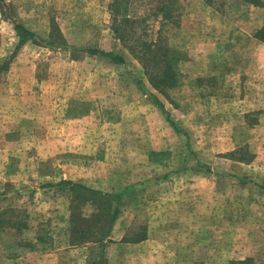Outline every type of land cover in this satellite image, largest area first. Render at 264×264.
<instances>
[{"label":"crops","instance_id":"crops-1","mask_svg":"<svg viewBox=\"0 0 264 264\" xmlns=\"http://www.w3.org/2000/svg\"><path fill=\"white\" fill-rule=\"evenodd\" d=\"M0 1L5 5L0 4V137H5L0 148L22 146L18 137L28 136L31 125H38L45 134L39 147L54 148L62 158L50 163L53 172L48 178L53 181L34 191L39 196L36 217L25 216L18 231L13 218L0 217V264H264V0L259 5L234 0L236 8L240 6L231 11L223 8L224 3L216 5L217 0H171L173 18L182 9L179 25L170 33L164 28L155 31L175 58L182 56L180 71L175 68L178 83L167 89V97L154 90L146 77L143 80L131 71V60L135 68L143 69L115 38L114 0ZM158 5L157 20L162 19ZM127 18L135 22L128 28L132 36H141L145 19L128 13ZM16 24L28 32L23 44ZM175 36L182 37L184 44L177 48L183 52L172 47ZM89 50L116 52L126 66ZM172 90L177 92L170 95ZM212 108H220V114L210 116L222 117L224 110L240 116L230 130L241 134L232 136L230 149L214 150L208 144L214 154L198 156L189 129L177 123L171 112L181 109L183 115H190V110L199 109V117L204 118ZM99 110L107 116L113 111L130 117L127 121L140 119L142 131H147L143 137L150 141L137 140L134 152L147 148L142 160L155 165L171 156L170 145L164 141L163 149L159 144L155 117L161 113L168 125L165 130L178 138L183 149L177 169L153 178L133 176L127 168L106 176L110 154H102L96 159L103 170L93 175L75 159L94 155L84 151L85 141L68 138L73 129L78 132L68 122L98 115ZM168 115L185 135L176 134ZM207 122L217 127L212 118L205 120V127ZM48 135L53 138L47 139ZM25 141L23 146L29 148L30 140ZM75 147L78 153L72 151ZM3 158L0 197L25 196L30 191L31 158ZM49 193L55 197L52 201L43 197ZM118 194H122L118 214L102 233L92 230L87 237H69L67 224L58 219L44 231L45 211L40 209L45 206H52L54 214L72 212L86 204L94 206L96 196ZM141 197L148 200L142 204ZM50 228L58 229V235ZM241 251L246 255L239 257Z\"/></svg>","mask_w":264,"mask_h":264},{"label":"rangeland","instance_id":"rangeland-1","mask_svg":"<svg viewBox=\"0 0 264 264\" xmlns=\"http://www.w3.org/2000/svg\"><path fill=\"white\" fill-rule=\"evenodd\" d=\"M163 0H134V2L129 0V7H128V15L129 17L138 16L139 18L145 19V23L142 25L143 27L140 28V31L142 33V37L153 41V38H156L155 31L158 30V28H164L166 29L168 33L172 32L174 29L177 28L179 25V22L181 19L178 18V14H182V9L180 11L175 12L174 18L171 20V23H167L166 25L161 26L165 22L162 19H158L155 16V6L158 4V2ZM218 6H222L221 3H224L223 8L225 7L228 10H233V8H236V5H234V0H217ZM88 5V3H87ZM87 8L88 6H84ZM179 12V13H178ZM153 13V15H152ZM87 14V11H86ZM176 17L178 19H176ZM172 21L175 22L172 23ZM86 22V20H84ZM158 23V24H157ZM164 36V35H163ZM158 37L162 38L161 35ZM157 39V38H156ZM155 39V40H156ZM163 39V38H162ZM172 47L177 48L181 43L184 44V41L182 40V37L175 36L174 39L170 41ZM181 50V49H179ZM124 51V50H122ZM182 51V50H181ZM183 52V51H182ZM186 53V52H185ZM188 54H191V52H188ZM179 55V58H182V56ZM175 57V56H174ZM178 57L175 58L176 62L179 60L178 65L175 67L177 71H180L182 67V63H180V59ZM131 60V59H130ZM132 61V60H131ZM130 61V68L132 72H134L136 75L141 77V79L145 80V76L143 75V71L140 69V66L138 65L137 68H135V62ZM137 65V64H136ZM135 69H138L135 71ZM179 69V70H178ZM113 70V68L111 69ZM114 74V73H113ZM149 91V90H148ZM177 90H172L169 94H175ZM181 95L180 93H178ZM137 95H135V98ZM160 99L166 103V100L160 96ZM168 109H171L167 105ZM220 108H212L211 111L208 110V115H206L204 118L199 117L197 109L195 112H190L192 114L190 115H183L181 109H177L172 111L173 119L175 121L179 122L181 125H184L189 129V135H190V141L192 144L193 150L197 153L198 156H203L205 154L211 153L213 155L214 153L210 148L207 147L208 144L211 145V147L214 150H222L226 151L231 148L230 145V139L232 136H236L237 134H241L239 132H234V130H230L232 127L231 125H236L237 120L240 118V116H237L234 113V111L231 112V110H224V114L222 117L220 116H210L213 114H220V112H217ZM80 113L83 112V110H79ZM204 111V110H203ZM112 112V113H111ZM223 113V112H221ZM129 119L130 117L127 116H120L117 112L110 111V114L105 115L103 114L102 110H99L98 115L94 116H84V118H80V120L68 122V125L72 128L78 129V132H75L74 129L72 130L73 135H69L68 138L77 140V141H85L87 143V147L84 148V151L87 152L90 151V153H93V157L85 156V159L83 158H76L81 161V165H83L85 168H88V170L95 174L96 171L103 170L102 163L98 159H96V156H100L102 154H110V157H107V160L109 163L106 165L105 170L106 176H108L111 172L116 173V171L122 172L125 171V168H127L128 172H133L137 175V177H141V175H144L145 177L151 176L152 178L155 177L156 173L162 174L174 171L177 169L179 164L177 165L178 161V154L182 152L183 149L180 145V141L178 138L170 131L165 130V126H168L164 116L160 113L158 114V117H155V122H157V126H159L160 132H159V144L163 146V149H165V145H167L164 141L170 145V147H167V149L170 150L171 156L167 159H164V164L155 165L150 164L145 159V154L147 152V148H144L145 150L140 149V154H136L134 151L136 150L135 142L137 140L142 139L145 141H150L148 139H145L143 135L147 133V131H142V122L138 118H134L131 120H125ZM212 118L213 124L215 123L217 127H209V124L207 122V126H204V122L207 119ZM65 119V118H64ZM145 121V120H144ZM177 122V123H178ZM78 123V126L74 127V124ZM149 123V121H147ZM201 125L204 126L205 132L202 130ZM232 127V128H233ZM214 128L217 130L215 131ZM165 130V131H164ZM66 133V132H65ZM54 135V132L51 133V135ZM67 134V133H66ZM44 133L43 131L39 130L38 125H31V130L29 131L28 136L24 134H21L18 138L22 139L23 145L26 143L25 140H30V147H24L22 146H8L6 148H0V157H2L1 162L3 161L4 165V156L10 157L14 156L18 159L22 158L23 155L25 157L29 156L31 158L30 163V170H31V183H30V191H25V196H21L18 198V195H6L0 197V213L2 212V215H0L1 218L4 219V221L8 218H13V222L15 223V229L17 228V225H20L22 221H24L25 216L31 215L32 219L36 217L38 214V197L34 195V191L36 188H40L44 186L46 183H49V181H53L52 179L48 178V175L53 172V168L50 163L55 162V158L59 159V161H62L60 159L61 156L55 155V149L51 147H39V143L41 145L42 139H44ZM10 138V137H8ZM53 137L48 135L47 139H52ZM156 138V137H155ZM5 137H0V141H4ZM16 140V139H15ZM48 140H46L47 142ZM173 141V142H172ZM125 142V144H123ZM220 147H216V145ZM45 145V142H44ZM78 150L77 147H75V150L72 149V151H75V153ZM209 150V151H208ZM180 152V153H179ZM67 158H74L72 155L66 153ZM129 156H132L131 159L138 160V162L132 161L129 162L130 159ZM142 160V161H141ZM73 162V161H72ZM177 165V166H176ZM70 168L74 170L71 165ZM129 168V170H128ZM47 177V178H45ZM41 179V180H40ZM48 179V180H47ZM133 179V178H131ZM106 183L109 182V180L106 178ZM114 182L118 183L117 180ZM117 185H114L115 187ZM112 187V186H110ZM7 191V190H5ZM31 192V196L29 195ZM33 192V193H32ZM151 191L149 190V193ZM10 193V192H9ZM30 197V198H29ZM50 198L52 201L55 197L52 193L45 194L43 196ZM66 198V196H65ZM142 199V200H141ZM101 200V203H103V200ZM148 200L146 197H141L139 201L141 203H145ZM142 203V204H143ZM114 205V204H113ZM79 209L76 211L73 210L70 211H60L56 214L50 213L52 212V206L47 208L45 206L44 208L40 209V213H44V218H42V222L44 225V231L46 228L50 226L51 223H53L54 219H58L60 222L64 221V224H67L68 229L66 230V233H68L69 237H75V238H82L85 236V233L88 232V227H91V221L95 219L94 214L98 213L97 205L95 204H86L83 207L79 206ZM29 209V212H23L27 211ZM54 212V211H53ZM69 212V213H68ZM49 213V214H48ZM128 214L132 216V213L130 211H127ZM75 215H78L75 216ZM71 216H75L74 219H71ZM81 221V222H80ZM14 228V227H13ZM52 233L55 230L56 235H58V229H49ZM18 231V230H17ZM246 255V252H240L239 257H243ZM234 256V255H233Z\"/></svg>","mask_w":264,"mask_h":264},{"label":"trees","instance_id":"trees-1","mask_svg":"<svg viewBox=\"0 0 264 264\" xmlns=\"http://www.w3.org/2000/svg\"><path fill=\"white\" fill-rule=\"evenodd\" d=\"M114 1L115 2L112 3L111 12L115 17L112 22V29L114 30L115 38L118 39L141 64L143 73L152 88L167 97V89L175 87L178 83V74L175 69L176 62L174 61V55L171 54L168 48L164 45V40L160 37H157L156 41H151L143 38L142 35L132 36L131 31H129L128 28L130 23L131 25H134L135 22H131L130 19L127 18V0ZM243 1L253 5L260 4L259 0ZM2 3L3 2L0 1V4ZM166 3L169 5H165ZM2 5L5 6L4 4ZM173 8H175V4L171 0H163L159 2L157 12L164 22L173 18ZM14 28L21 37L20 43L23 44L29 37L27 35L28 32L17 24ZM86 52L91 55L105 57L118 65L120 64L122 66H126L122 56L116 52H100L97 50H89ZM136 85L141 91H144V86L140 80L136 79ZM150 97V100H152L154 104L160 107V109H164L162 103L154 95H150ZM167 120L177 135H185L178 125L169 117V115L167 116ZM121 198L122 194L112 196H96L93 198L92 202L97 205L99 211L97 214H94L93 217H95V219L91 221V227H95L96 224H99L100 226L96 229L88 227V232L85 233L84 237H87L89 232L92 230H96L98 231L97 234H100L108 228L107 226H110V224L113 223L118 214V204ZM100 199L103 200V203H101ZM113 203L114 207L112 206ZM75 216L78 217V215ZM75 216H71V219L75 220ZM20 227V225H17L16 230L20 229Z\"/></svg>","mask_w":264,"mask_h":264}]
</instances>
